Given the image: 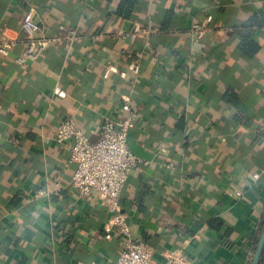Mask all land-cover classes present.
I'll use <instances>...</instances> for the list:
<instances>
[{
  "label": "crops",
  "instance_id": "obj_1",
  "mask_svg": "<svg viewBox=\"0 0 264 264\" xmlns=\"http://www.w3.org/2000/svg\"><path fill=\"white\" fill-rule=\"evenodd\" d=\"M117 5L0 0V42L4 34L16 41L0 52V264L118 258L111 213L72 185L76 163L56 129L74 116L97 141L106 119L127 115L126 95L138 106L129 146L143 161L121 200L132 235L154 250L152 264L167 249L193 264H251L264 225V27L251 28V54L241 31L264 13V0H143L130 19L112 16ZM31 8L50 44L20 63ZM168 10L169 29L131 40ZM208 15L197 38L193 25ZM132 50L143 53L138 76L127 67Z\"/></svg>",
  "mask_w": 264,
  "mask_h": 264
},
{
  "label": "built area",
  "instance_id": "obj_2",
  "mask_svg": "<svg viewBox=\"0 0 264 264\" xmlns=\"http://www.w3.org/2000/svg\"><path fill=\"white\" fill-rule=\"evenodd\" d=\"M213 19L208 15L206 21L195 22L192 28L194 36L200 38L206 31L208 23ZM22 30L28 39V48L24 55L17 58L22 63L35 59L49 46L50 40L40 36L41 25L34 16V8L23 15ZM63 28V26H61ZM161 32L160 26L149 23L134 30L131 40L135 41L138 35L150 38ZM16 45L15 39L4 34L0 42V52L9 55ZM147 45L150 42L147 41ZM128 70L138 76L141 72V51L132 50L129 53ZM111 69L106 68L103 77L110 76ZM55 92L64 93L61 86ZM122 107L127 113L125 117L108 118L101 125V136L97 141H91L89 136L78 126L74 116L66 117L56 129V140L64 144L70 151V158L76 163L72 177V185L83 196L92 199L98 196L102 199L111 213L108 226L117 230L120 235L123 249L118 258L109 264H152L153 249L143 240L132 235L127 214L122 206V191L130 173L143 161L129 146V135L138 117V106L131 96L124 97ZM256 178L258 174L254 175ZM239 195L241 191L237 192ZM162 264H193L183 250L167 249L163 252ZM69 264H100L98 262H72Z\"/></svg>",
  "mask_w": 264,
  "mask_h": 264
},
{
  "label": "trees",
  "instance_id": "obj_3",
  "mask_svg": "<svg viewBox=\"0 0 264 264\" xmlns=\"http://www.w3.org/2000/svg\"><path fill=\"white\" fill-rule=\"evenodd\" d=\"M107 1H113V0H107ZM118 5L112 14V16H119L122 17V19H130L133 14L136 12H139L140 6L143 2V0H117ZM173 14L174 12L171 10H168L164 17L163 22L160 25L161 32L164 30H167L171 27L172 21H173ZM247 30L241 31L243 40H242V47L244 50L249 52V54L254 53L258 46L256 45L255 41L252 40V35L254 34L253 28L254 26L258 27H264V13L260 12L259 14H255L252 16L248 22L246 23ZM252 30V31H251ZM238 97L237 95H235ZM212 225L215 223H211ZM219 226V225H218ZM264 258V253H263Z\"/></svg>",
  "mask_w": 264,
  "mask_h": 264
},
{
  "label": "water",
  "instance_id": "obj_4",
  "mask_svg": "<svg viewBox=\"0 0 264 264\" xmlns=\"http://www.w3.org/2000/svg\"><path fill=\"white\" fill-rule=\"evenodd\" d=\"M263 251H264V225H263V228H262L259 240H258L257 247L254 251L251 264H260Z\"/></svg>",
  "mask_w": 264,
  "mask_h": 264
}]
</instances>
